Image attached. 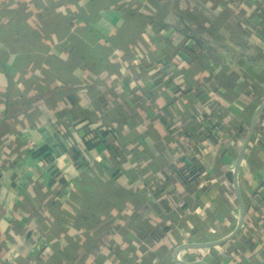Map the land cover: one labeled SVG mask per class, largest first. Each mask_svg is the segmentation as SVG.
<instances>
[{"label":"crops","instance_id":"0c3cea01","mask_svg":"<svg viewBox=\"0 0 264 264\" xmlns=\"http://www.w3.org/2000/svg\"><path fill=\"white\" fill-rule=\"evenodd\" d=\"M255 96L264 0H0V264H264V120L239 167V234L177 254L237 227L235 134ZM193 125L211 142L186 155ZM158 222L170 232L146 251Z\"/></svg>","mask_w":264,"mask_h":264},{"label":"trees","instance_id":"16d2710c","mask_svg":"<svg viewBox=\"0 0 264 264\" xmlns=\"http://www.w3.org/2000/svg\"><path fill=\"white\" fill-rule=\"evenodd\" d=\"M159 30L161 31L162 29L159 28ZM191 36L197 38L194 35H191ZM75 52L76 51H73L72 53H75ZM188 52L193 53V50L188 49ZM81 59H82V61L84 60L83 57H81ZM202 61H203V59H202ZM190 85H189V88L191 87ZM53 90H55V89H53ZM252 100L258 106L262 103V99L259 98V97H257V96H255ZM100 104L102 105V99H101ZM255 106L254 107H251V109H252L253 112L256 109ZM263 120H264V113L262 114V116L259 119V122H258V125H257V128H256L255 133H257L260 130L261 123H262ZM249 124H250V121L248 122V126L247 127L240 128L239 130H237L238 132L235 134V136L236 135L238 136L239 142H242L243 140H245V138L247 136V133L249 131ZM95 132L96 131H89L87 133V136H89V137H87L85 139V144L89 148H91L93 145H95V144L98 143V140H97L98 137L95 136ZM229 135L230 136L231 135L233 136L234 134L230 133ZM192 141H196L198 143H209V142H211V133L209 131H206V132L201 131L199 125H193V127H191L190 129H188L187 131L180 132V134H179V143H180V146L179 147H181L182 150L185 151V154L186 155L189 154L190 152H194ZM137 152L138 151L135 148L133 150V154H136ZM148 155L149 154H146V156H147L146 159L149 160L150 157ZM118 158L122 159L121 157H118ZM120 159H118V160H120ZM114 162H113V167L111 169V177L113 179H117L120 176V172H121L120 167H121L122 162H121V160L120 161H114ZM191 162H194V159L191 160ZM175 168H176V166H171L167 170L158 169V168L156 170H157L158 174H160L162 177L165 176V180H167L168 179V176H166V175L169 172H175ZM197 175H198V173L196 171V167L194 166V168H192L191 170H189V172L187 173L186 180L188 182L193 183L196 180ZM160 181L162 182V180H160ZM148 182H150L152 188H154V186H155V189L153 191V195L155 196V199H158L159 194L162 192L161 191V188L160 189H157L159 187V183L158 182L155 183L154 178H150ZM132 194H136V192L134 191V192H132ZM145 210H146V207L142 211H145ZM136 216H137L136 213H133V214L130 215L131 219H135ZM151 225H152V227H147L145 229H141V231H140V236H141L140 238H141V241H142L143 245L145 246V250L146 251L153 250V248H155V246H157L159 244L160 237L163 235V233L167 234V233L170 232L169 227L166 224L162 223V222L161 223L158 222L156 224V226H155V224L154 225L151 224ZM224 234H227V230L224 232Z\"/></svg>","mask_w":264,"mask_h":264},{"label":"water","instance_id":"95a60500","mask_svg":"<svg viewBox=\"0 0 264 264\" xmlns=\"http://www.w3.org/2000/svg\"><path fill=\"white\" fill-rule=\"evenodd\" d=\"M264 113V101L262 102V104L256 109L252 120H251V125L247 134V137L241 147L240 153H239V157L236 163V169H235V179H234V185H235V189H236V193H237V197H238V202H239V207H240V217H239V221L237 224L236 229L227 237H225L224 239L217 241V242H213V243H207V244H187V245H183L182 247H180L177 250V254L184 251V250H189V249H207V248H212V247H217L220 246L228 241H230L231 239H233L234 237H236L242 226L244 223V219H245V208L243 205V201L239 192V188H238V181H237V177H238V172H239V167L241 164V161L244 157L245 151L248 147V145L250 144L251 140L254 137L258 122L260 117L262 116V114ZM182 264H188L185 262H180ZM196 264H205L204 262L200 261Z\"/></svg>","mask_w":264,"mask_h":264}]
</instances>
